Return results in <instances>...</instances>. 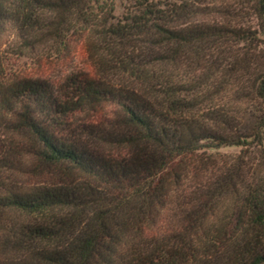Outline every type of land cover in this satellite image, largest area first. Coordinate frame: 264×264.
<instances>
[{"label":"trees","instance_id":"1","mask_svg":"<svg viewBox=\"0 0 264 264\" xmlns=\"http://www.w3.org/2000/svg\"><path fill=\"white\" fill-rule=\"evenodd\" d=\"M115 9L0 0V264H264V0Z\"/></svg>","mask_w":264,"mask_h":264},{"label":"rangeland","instance_id":"2","mask_svg":"<svg viewBox=\"0 0 264 264\" xmlns=\"http://www.w3.org/2000/svg\"><path fill=\"white\" fill-rule=\"evenodd\" d=\"M136 0H115L116 3V9L115 14L117 16H122L124 12L127 10V7L132 6L135 3ZM229 4V8L233 11L232 15H227V17L234 19L238 24H251L255 25V20L252 16H249L246 14L243 9L238 10V7L236 4H233L231 2ZM241 13V15H238ZM78 36L73 37L75 40H77ZM76 44V42H75ZM230 46V45H229ZM75 53L70 55L68 60L64 63H53L52 61L48 60L47 57H43L41 60L36 59L35 57H22L17 58L16 56H13L12 61V72L14 74H18L19 76H34V77H44L47 79H50L51 81H60L64 78L66 74H71L72 72H77L79 70H89L88 69V62L86 57V49L84 45L82 44H76L75 45ZM237 49V44H234V50ZM232 52L233 49H232ZM231 54V53H230ZM53 58L52 56H50ZM212 59H215V56L212 57ZM90 67V66H89ZM192 71L193 73H189L188 75L191 77L192 75L196 74L198 75L200 73L199 64L195 63L192 65ZM188 80H191L190 77ZM224 103V102H222ZM257 106H254V109H256ZM241 151V148L238 146H232V147H225L221 149L222 157L224 159H231L235 156H237ZM12 217L15 220H24L25 216H23L19 212H13Z\"/></svg>","mask_w":264,"mask_h":264}]
</instances>
